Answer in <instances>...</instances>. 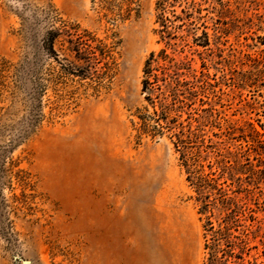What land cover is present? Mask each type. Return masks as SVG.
Returning <instances> with one entry per match:
<instances>
[{"label":"rangeland","instance_id":"1","mask_svg":"<svg viewBox=\"0 0 264 264\" xmlns=\"http://www.w3.org/2000/svg\"><path fill=\"white\" fill-rule=\"evenodd\" d=\"M159 1L0 0V59L49 49L52 29L62 58L108 50L91 57L90 79L45 81L61 116L25 138L26 94L11 81L3 95L0 264H210L206 197L225 231L220 263L264 264V0H170L167 40ZM163 50L196 135L189 164L169 133L140 137L136 125L153 111L145 62Z\"/></svg>","mask_w":264,"mask_h":264},{"label":"trees","instance_id":"2","mask_svg":"<svg viewBox=\"0 0 264 264\" xmlns=\"http://www.w3.org/2000/svg\"><path fill=\"white\" fill-rule=\"evenodd\" d=\"M168 3H170V0H160L158 2V9L161 11L159 19L163 26V29L159 32L164 40L172 38L168 32L164 16ZM49 34L50 37H48V43H46L49 49H34L32 55H27L17 64L12 63L7 58L0 59V112L4 109L1 106L3 95L11 87V81L16 83L15 90H22L26 94L23 99L25 113L16 124L19 128V135L23 138L36 131L45 121H54L61 116L60 105L56 104V101L49 98V103L44 102L45 95L48 92V83L46 84L45 81L50 84L63 82L67 85L75 78L90 79L92 78L91 57L99 59L98 55H102L104 58L108 55L107 49H88L86 54L82 49H73L76 53L75 60L67 57L62 58L58 49H55V41L60 35V30L52 29ZM170 44L168 43V45ZM44 57L50 61L49 67H47L49 78L44 77ZM83 62L84 64H82ZM58 68L60 73L56 74ZM179 69L178 62L166 50H163L159 55L154 51L151 52L144 66L143 92L146 94V100L152 106L153 111L150 113V109L146 108L147 113H139L140 120L136 125L140 137L144 134H153L155 137L156 132L160 134L169 133L177 150L181 152L184 162L189 164V150L196 135L191 129H187V126L180 121L177 115L179 108H183L181 103H184L183 96L185 94L184 84L179 76ZM61 79L63 81H60ZM50 103H52L50 111L46 112L45 108ZM12 165L19 166L20 162L13 161ZM16 177L25 187L31 184L29 173L23 169L16 172ZM196 181H198V178ZM197 185L203 188L201 180ZM210 208L211 204L206 197L203 200L201 212L203 214L211 213V215H207L205 225L208 237L207 248L210 250L209 261L210 264H221L219 257L221 252L220 240L224 237L223 233L225 231L222 227L217 228L215 226L212 221L213 211Z\"/></svg>","mask_w":264,"mask_h":264}]
</instances>
